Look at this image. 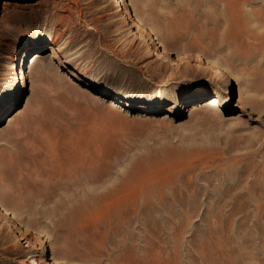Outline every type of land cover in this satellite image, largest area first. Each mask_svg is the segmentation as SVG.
<instances>
[{
	"label": "rangeland",
	"instance_id": "obj_1",
	"mask_svg": "<svg viewBox=\"0 0 264 264\" xmlns=\"http://www.w3.org/2000/svg\"><path fill=\"white\" fill-rule=\"evenodd\" d=\"M5 93L0 264H264V0H0Z\"/></svg>",
	"mask_w": 264,
	"mask_h": 264
},
{
	"label": "bare ground",
	"instance_id": "obj_2",
	"mask_svg": "<svg viewBox=\"0 0 264 264\" xmlns=\"http://www.w3.org/2000/svg\"><path fill=\"white\" fill-rule=\"evenodd\" d=\"M123 1V0H122ZM125 2V1H124ZM120 4H122V3H120ZM118 5H119V3H118ZM138 18V21H137V25H138V29L139 28H141V24H142V22L144 21L143 20V18L142 17H137ZM5 23H6V21H5ZM7 25V24H6ZM13 26V25H12ZM144 27V26H143ZM145 28V27H144ZM138 29H137V31H138ZM143 29V28H142ZM142 29L140 30V31H142ZM144 30V29H143ZM145 30H147V28L145 29ZM144 32V31H143ZM143 32H141L142 34H143ZM146 32V31H145ZM147 32H149V31H147ZM144 35H146V34H144ZM148 37V36H147ZM39 38L40 37H38V41H39ZM149 38V37H148ZM147 38V39H148ZM44 39L47 41H51V43H53L54 42V40H53V38H51V36H50V34L49 33H46V36L44 37ZM152 40V39H151ZM151 40H149V41H151ZM156 41V40H155ZM154 41V42H155ZM160 43H161V46H162V48L164 49V51H163V53L166 51V52H168V55L170 54V51H173V49L168 45V44H166V43H164V42H161V41H159ZM158 42V43H159ZM199 42V41H198ZM151 43V42H150ZM152 45V44H151ZM159 45V44H158ZM157 45V46H158ZM155 46V45H154ZM162 53V54H163ZM165 54V53H164ZM167 55V56H168ZM167 56H165L166 58H169V57H167ZM199 57H201V55L199 56ZM198 57V58H199ZM200 60V62H202V59L201 58H199ZM208 59V64H206V65H208V66H210V67H212L213 69H211L212 71L213 70H215V72H219V71H221L219 68L220 67H218V69H215V67H213L214 65H213V60H211L210 58H207ZM207 61V60H206ZM213 65V66H212ZM207 66V67H208ZM101 66H100V64H97V65H95L94 66V70L95 71H97V72H99L100 70H101V68H100ZM210 70V71H211ZM223 72V71H222ZM213 74H216V73H213ZM220 74L222 75V73L220 72ZM219 75V74H218ZM224 75H222V77H223ZM216 77V76H215ZM219 77V76H218ZM217 78V77H216ZM220 78V77H219ZM162 92H164V90L162 89V88H156V89H154V90H152V91H149V92H144V93H142V95L143 96H145V95H149L150 97H152V96H156V97H160L159 95L160 94H162ZM9 97V95H7V93H5V94H2V95H0V106H3V102H5V99H7ZM9 99V98H8ZM210 105H212L213 106V109H215V108H218V107H220V100L217 98V97H215L213 100H212V102L210 103ZM1 108V107H0ZM0 208L2 209V212L3 213H1V215L3 216V218H4V221H5V219L7 218V214H9V209L4 205V204H2L1 202H0ZM5 213V214H4ZM2 216H1V218H2ZM14 218H16V221L18 222V223H20V222H22L23 223V225H24V227L26 228V232H24L25 234H29L30 233V230H32V229H35L34 227H35V225H36V223L34 222V221H30V222H24L23 221V219H20L19 217H14ZM8 219V218H7ZM6 219V220H7ZM5 225H6V227L10 230V231H12V232H14V233H16V226H14L15 224H12L9 220H7V221H5V223H4ZM17 224V223H16ZM5 227V226H4ZM23 233V234H24ZM31 235V234H30ZM27 235H25V236H23L22 235V237L21 238H19V239H26L27 237H26ZM18 237H20V236H18ZM27 241L31 244L32 242H31V240L30 239H28L27 238ZM43 242V243H42ZM41 243L42 244H44V241H42ZM42 247H40V248H38V249H41ZM45 249V248H44ZM54 259H56V258H54ZM31 262H30V264H40V262H39V260H37L36 258H31V260H30ZM41 261V260H40ZM55 261H57V260H55ZM43 262V261H42ZM42 264V263H41Z\"/></svg>",
	"mask_w": 264,
	"mask_h": 264
}]
</instances>
